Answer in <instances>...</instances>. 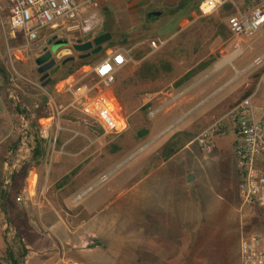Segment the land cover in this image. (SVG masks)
Masks as SVG:
<instances>
[{"label":"rangeland","instance_id":"obj_1","mask_svg":"<svg viewBox=\"0 0 264 264\" xmlns=\"http://www.w3.org/2000/svg\"><path fill=\"white\" fill-rule=\"evenodd\" d=\"M119 1L121 3L118 6H115L114 0H106V3L111 9L112 15L117 18V29L127 35L129 39V42L120 48H133L135 59L139 60L147 55L166 57L168 53L174 58H177V56L193 57L198 53H195L196 50L194 51L192 44H190L195 34L187 26L194 23L193 21L198 15L199 19H202L198 23L209 27L208 37L210 43L208 49H206L207 52L210 51V47L217 46L216 48H218L216 44L217 29L218 26L222 25V20L225 21L223 27L229 29L227 34L231 38V42L226 47L227 51L225 49H222V51H219L220 49L216 50L213 56L220 52H222L220 58L225 55V52L227 55L236 54L239 59L235 62H233V59L230 65L233 66L234 63L241 71L238 72L235 79L230 76L217 87H210L211 91L203 98L206 103L197 112H188L182 119L180 117L185 115L183 112L173 113L171 117L167 112L169 107H172L175 97H171L167 101L163 99L159 102L160 104L142 106L144 97L141 95V90L147 84L137 78L138 65H128L118 71L113 90L128 116L126 135L128 136L127 140H129V148H125L122 155L114 163L108 164L107 171L119 166L118 169L82 199L83 203L98 204L105 199L104 195L109 187L121 188L125 195L114 206V210L119 212L115 224L118 230L115 233L118 234H114V237L106 236L105 243L108 246L106 249H101L93 254L82 252L78 255V258L73 260H76L78 264H142L139 261V259H142L140 253H138L135 230L137 186L138 182L141 181L143 184L139 189L148 191L153 189L152 182L158 180L159 186L156 185V191L162 227L158 233L155 247L154 258L156 264H242L243 225H250V232H258L263 229L261 225L253 222L255 213L242 211L240 207V177L233 149L236 138L235 133L229 131L225 137L219 140L217 148L210 154L202 150L199 143L194 139L197 134L224 116L235 103L245 97L255 94V103L264 106V31L259 32L253 38H243L241 40L243 52L239 55L236 52V39L229 27V19L239 11L244 12L251 6L245 5L244 0H229L215 14L207 17L202 16L201 12H194L190 20L186 17H180L181 12L175 15L170 14L169 8H175L180 0H164L145 8L140 16L141 21L133 25L128 22L127 17L121 16L122 13L126 12L127 7L124 0ZM150 10L162 11L163 14L156 15L152 20H149L147 12ZM118 16L120 17L118 18ZM128 25L131 26L130 30L124 32ZM46 31L41 35V42L44 45L24 53V60H18L15 56L11 58L6 51L5 59L11 64H9V68L12 73L15 69L21 75L40 83L41 75L37 70L36 59L43 55L47 49L48 41L52 38L48 32L49 30L46 29ZM69 36L66 34L59 35L56 43L58 50L70 47ZM152 40H156L160 45L165 43V46L163 45L160 48L159 45V48H157L159 50L153 52L155 49L149 45ZM24 42L22 38L20 44L23 45ZM171 42L173 46H171ZM110 50L108 49L106 55H103L102 58L91 65L83 66L80 69L81 72L78 70L71 76L80 78L90 72L108 57ZM72 52L73 50H70L66 56L72 55ZM140 52H144V56L137 58L136 54ZM190 53L194 54L190 55ZM211 66L212 64L204 70L208 71ZM183 67L184 70L187 69V66ZM184 70L179 71V74H182ZM204 70H196L193 75ZM231 79L233 81L228 84ZM63 81L56 85L53 94L48 92L46 87L44 92L40 88L29 86L31 87L29 88L30 93L24 95L28 102L25 104L30 107L31 103L40 104L43 96L54 97L59 103L69 102V94L60 97L57 92L58 86L61 87ZM98 82L99 79L96 77L95 72L88 73L83 79V83L90 86ZM211 83L212 81H208L204 84V87L209 88L208 86ZM225 85L226 87H224ZM180 88L182 87L174 88L176 93L180 91ZM218 89H221L220 93L212 96ZM224 99L226 100L222 104H218V108L213 110L215 105ZM229 101L233 104H230ZM159 105L169 107L161 111L155 118H151L149 113ZM47 111L49 112V107ZM104 117L106 118L107 115H104ZM72 119L73 117L70 114L65 117L66 121H74ZM105 123L111 127L106 120ZM153 124L155 129L152 131ZM122 126H124L123 123H119L117 127ZM165 129L167 130L164 131ZM157 133L159 134L157 135ZM155 135L156 139L151 141ZM139 136H143V139L135 143L136 141L133 138L140 139ZM191 140L195 142L188 146V142ZM149 141L151 142L145 150L138 155H133ZM168 145H172L179 152L170 162L161 167L159 171H156L157 167L165 160V149ZM149 147L151 148L149 149ZM153 153H159L160 159L150 161L149 157ZM131 156L132 158L128 162L121 165ZM34 168L36 167L32 169ZM149 174H152V176L147 181L145 179ZM12 183L13 179L10 184L5 178L6 187H11ZM43 185L42 191L47 188V184ZM16 196L14 195V198ZM115 199L116 197H112L111 200L114 201ZM17 209L18 211H25V208L19 203H17ZM164 220L170 223L169 231L165 230ZM1 224L4 227L2 233L6 246L5 250L0 253V263L10 264L7 261V249L9 246H14L15 250L18 251L17 230L15 225L10 224L6 213H4ZM75 240L79 245H84L86 241L82 237H76ZM53 242V240L49 241L48 245L43 246L41 244L37 245L35 240L33 241L35 249L32 247L29 249L38 256L50 255L56 249H60V246L57 248L53 245ZM23 243L27 246L29 244L25 240H23ZM49 247L51 248L43 249ZM151 256L153 257V255ZM42 259L36 257L34 261H29L28 264H43L42 261L44 260Z\"/></svg>","mask_w":264,"mask_h":264},{"label":"crops","instance_id":"obj_2","mask_svg":"<svg viewBox=\"0 0 264 264\" xmlns=\"http://www.w3.org/2000/svg\"><path fill=\"white\" fill-rule=\"evenodd\" d=\"M162 1L164 0H124L127 10L125 13H122L121 16L127 17L128 22L132 23H130L131 25L136 24L141 21L140 16L145 8ZM114 2L115 6L121 3L119 0H114ZM106 6L108 7L107 3ZM152 12L157 11L150 10L147 13L150 14ZM119 17L120 16H118V18ZM199 20L202 21V19H199V16L196 15L193 21L194 23L187 26V28L192 30L195 34L190 44H192L194 51L196 50L195 53H198L193 57L177 56V58H174V56L169 53L166 57L147 55L139 60L135 59V63L129 64L139 66L137 78L147 84V86L141 90V95L144 97L142 106L150 104L155 105V103H159L163 99L167 101L171 97H175L171 108L167 106V104L166 106L159 105L156 109L164 107L161 110L163 111L169 107L167 112L170 117L173 113L183 112L185 115L180 117V119H182L188 112H197L206 103V101H203V98L211 91L210 87H217L226 79L230 78V76H233V79H235L238 72L241 71L234 63L233 66L230 65L231 61L233 59V62L237 61L239 56L237 57L235 54V57L228 61L227 59L232 54L227 55L225 52V55L214 62L208 71L204 70L195 75L191 74L190 78L183 84H177L181 78L189 75L192 71L198 70L199 65L206 62L210 56H213L216 50H226V47L231 42V38L228 37L227 34L229 29H224L223 24L225 21L222 20V25L218 26L219 28L217 29L218 36L216 37V44L218 48H216L217 46L214 48L210 47V51L207 52L206 49H208L210 43L208 37L209 27L202 23L199 24ZM130 27L131 26L128 25L127 28L124 29V32L130 30ZM20 40L21 38H18V36L13 33L9 25L8 0H0V253L5 250L6 246L2 233L4 227H2L1 220L5 213L3 208L6 196L5 193L10 189V187L5 186L6 161L9 150L16 142L15 138L11 137V132L17 120V116L21 112V109L20 112L17 111L19 107L16 105V101L12 99L16 85L11 81L13 74L9 68V61L5 59V53L7 51V55H10L9 52L12 49L18 60H24V53L28 51H23L21 49L22 45L20 44ZM70 41L73 43V39L70 38ZM172 42L171 46H173ZM164 44L165 43H162L160 48L163 47ZM158 50L159 49H155L153 52ZM69 52V47L58 50L57 57L62 58L69 54ZM192 54L194 53H190V55ZM183 66H187V69L184 70ZM94 69L95 68L90 72H94ZM182 69L184 72L179 74V71ZM81 71L82 70H80V72ZM5 73H7V76ZM24 77L28 81L33 82L32 86L40 88L43 91L45 90L41 81L40 83H36L32 79L26 76ZM69 78H71V76ZM233 79H231L228 84H230ZM208 81H212L210 86H208L209 88L204 87V84ZM66 83L67 79L62 82L61 87L58 86L57 88L60 97L66 95L64 90ZM175 87L182 88L176 93L174 90ZM224 87H226V85ZM16 89L18 95L19 91L23 92L24 95L30 93L29 88H25L20 82ZM220 91L221 89L216 90L212 96L217 95ZM225 100L226 99L217 103L213 110L218 108V104H222ZM231 103L233 104V102ZM124 112L127 117L126 127L119 132L105 131L104 133H99V127H92L87 123H80L77 121H66L64 118L62 121L64 129L60 133L57 147L59 153L54 156L51 162H48L46 158L41 167H36L29 172L26 180V186L29 188V196L24 202H18L19 205L25 208L30 225H32L30 229L31 240H28L26 237L24 240L29 243L27 246L28 249L31 247L34 248L33 241L35 240L37 241V245L41 244L43 246L48 245L49 241L51 242L53 240V245L57 248L60 246V249H56V251L50 255L42 256L35 255V253L29 249L26 264H28L29 261H34L36 257L43 258V264H78V262L73 259L78 258L80 253L93 254L101 249H106L108 247L105 243L106 236L114 237V234H118L115 233L118 231L115 224L119 212L114 210V206L123 198V195H125L121 188L109 187L107 193L104 195L105 199L98 204L92 202L83 203L82 199L93 188L102 184L107 177L118 169L119 166L107 171L108 164L114 163V161L122 155V151L125 150V148H129V140H127L128 136L126 135L128 116L125 109ZM157 115L151 116L149 113L151 118H155ZM41 122L47 124L49 119H42ZM151 129L152 131L155 129L154 124ZM158 134L159 133H157V135ZM199 134L196 135L195 141ZM139 137L140 139L133 138L134 141H136L135 143L143 139V136ZM155 137L156 135L151 141L156 139ZM222 138L223 137H218L215 139L216 148L219 140ZM194 140L188 142V146L193 144L195 142ZM151 141L133 155H138L145 150ZM150 148L151 147H149V149ZM233 149L235 154V142ZM176 154L167 160L165 159L162 164L157 167L156 171H159L161 167L170 162ZM131 158L132 156L127 158L121 165L128 162ZM155 159H160L159 153H153L149 157L150 161ZM66 176H70L71 179L62 184ZM151 176L152 174H149L145 180L148 181ZM43 184H47V188L44 191H42ZM142 184L143 182H138L135 212L137 247L138 253H140L142 259H139V261L142 264H156V259L154 258L155 247L158 233L162 227L156 191V185L159 186V181L154 180L152 182L153 189H149L148 191L139 189ZM112 197H116V199L112 201ZM163 223L166 224L165 230L169 231V221L166 222L164 220ZM76 237L86 239L85 244L79 245L75 240ZM50 248L51 247L43 249ZM151 255H153V257Z\"/></svg>","mask_w":264,"mask_h":264},{"label":"built area","instance_id":"obj_3","mask_svg":"<svg viewBox=\"0 0 264 264\" xmlns=\"http://www.w3.org/2000/svg\"><path fill=\"white\" fill-rule=\"evenodd\" d=\"M103 0H8L9 25L16 36L21 35L24 44L21 49L30 51L42 47V33L48 29L50 37L62 34L70 35L73 43H83L95 39V33L101 25ZM105 1V0H104ZM229 0H204L200 5L204 17L215 14ZM232 35L237 39L235 46L238 54L242 53L241 40L253 38L264 31V0H253L244 12L239 11L229 19ZM150 47L157 49L159 43L152 40ZM10 57L15 53L11 49ZM237 54V55H238ZM135 63L133 48L111 49L109 55L95 69L99 82L93 86L83 83L80 78L71 76L67 79L65 93L70 101L59 103L49 96V115L38 118L33 109L20 105L17 85L28 81L14 69L11 81L15 83L12 99L21 112L12 128L11 137L15 144L9 150L6 161V178L11 184L13 177L30 163L36 149L37 134L45 141L47 161L51 162L59 153L58 141L63 131L62 121L70 113H77L98 123L105 131L119 132L126 127V114L117 99L113 86L118 71ZM1 85V82H0ZM255 94L237 102L224 116L204 129L196 141L207 153L214 152L215 139L224 137L233 130L236 136L235 155L239 172V197L242 211L255 213L263 230L247 232L243 225L241 243L242 264H264V106L254 101ZM40 104L36 103L35 108ZM164 107L150 112L157 115ZM114 118L122 127H109L105 117ZM42 119H49L47 124ZM37 122V129L35 128ZM29 196V188L24 186L18 194L17 202H24ZM76 264V263H74Z\"/></svg>","mask_w":264,"mask_h":264},{"label":"trees","instance_id":"obj_4","mask_svg":"<svg viewBox=\"0 0 264 264\" xmlns=\"http://www.w3.org/2000/svg\"><path fill=\"white\" fill-rule=\"evenodd\" d=\"M204 0H180L178 5L175 8H169L170 14L175 15L181 12L180 17H186L189 20L192 18V14L199 13L200 12V5ZM253 0H244L245 5H251ZM158 12V11H157ZM161 15L163 14L162 11ZM102 21L99 29L96 31L97 33L94 35L95 38L99 35L105 34V33H111L112 34V40L107 42L104 51L101 54L92 56L88 59H79L75 61L68 62L62 70L56 75L57 77H54L53 81L46 87L48 92L55 93L56 85L62 81L67 79L69 76L80 70L83 66L91 65L95 61L102 58L103 55H106V52L108 49H119L122 45H125L129 42V39L127 35H125L123 32L119 31L117 29V23H116V17L112 15V11L110 8L106 6L105 1H102ZM149 20H152L153 18L148 16ZM45 33V32H44ZM42 33V34H44ZM18 37H22L19 35ZM22 41V38H21ZM144 56V52H140L136 54L137 58H141ZM222 56V52L218 53L216 56H211L209 60L206 62H203L199 65L198 71H202L206 69L208 66L216 62L220 57ZM194 72L192 71L189 75L184 76L178 81V85L183 84L185 81H187L191 74ZM7 76V73H5ZM8 79V78H7ZM9 81V79H8ZM7 81V82H8ZM22 83V86L25 88H31L29 86H32L29 82H20ZM20 96V105L28 103L24 97L23 92L19 91ZM246 98V97H245ZM48 101L49 98L46 96H43V98L40 101V107L35 108V104L31 103V107L33 111L36 113L38 118L47 117L49 115V112L47 111L48 108ZM19 107V106H18ZM18 112H20V107L17 109ZM70 115L73 117L72 120L80 122V123H87L89 126L92 127H99V133H104V130L101 128V126L96 123L94 120L90 118H86L82 115H79L77 113H70ZM106 122L111 126L115 127L118 126L119 122L116 121L114 118L107 116L105 118ZM37 122H35V128L37 129ZM36 149L34 151L33 159L30 163L26 164L22 170L17 173L13 177V183L10 187V190L5 193V203H4V212L8 216V220L10 224L12 223L15 225L17 230V238H18V244L19 247L17 248L18 251L15 250L14 246H9L7 249L8 257L7 260L10 261V264H26V258L29 254V249L27 245L23 243L24 238L26 237L28 240H31V225L29 221V217L27 215L26 211H18L17 209V200L14 198V195H18L21 191V189L26 185V180L28 178L29 172L32 170L33 167H41L46 159L47 156V148L45 146V141L37 134L36 137ZM179 150L175 149L172 145H168L165 149V159L171 158L174 154H176ZM71 179L70 176H66L64 178L65 183ZM253 222L255 224L260 225V222L258 219H254ZM250 225H246L245 229L247 232H250Z\"/></svg>","mask_w":264,"mask_h":264},{"label":"water","instance_id":"obj_5","mask_svg":"<svg viewBox=\"0 0 264 264\" xmlns=\"http://www.w3.org/2000/svg\"><path fill=\"white\" fill-rule=\"evenodd\" d=\"M160 14L161 12H152L149 14V16L154 18L156 15H160ZM53 39L58 41L59 37L55 36L53 37ZM110 40H112V34L105 33V34L99 35L93 40H88L83 43H71L70 42L69 48L70 50L75 49L79 53L88 52L84 55H81L80 57L81 59H88L92 56L100 54L104 50L105 44L109 42ZM56 43L52 44V41H51L50 42V45H52L51 50L47 51L45 54L41 55L40 57L36 59V63L39 66L38 72L40 74H43L44 72L48 71L49 69L53 68L56 65L57 60L53 58V55L56 54L58 51ZM74 60H75L74 56L67 57L63 61V65H66L68 62H71ZM61 67H62L61 65H57L53 69L52 74H56L61 69ZM40 80L43 84V87H47L52 82V78L50 77L49 74L42 76Z\"/></svg>","mask_w":264,"mask_h":264},{"label":"flooded vegetation","instance_id":"obj_6","mask_svg":"<svg viewBox=\"0 0 264 264\" xmlns=\"http://www.w3.org/2000/svg\"><path fill=\"white\" fill-rule=\"evenodd\" d=\"M149 15V14H148ZM52 41V44H55L57 41L55 40V39H53V38H51L49 41H48V46H47V49H46V51L43 53V54H45L47 51H50L51 50V47H52V45H50V42ZM73 54L72 55H70V56H74L75 57V60H77V59H81L80 57H81V55H84V54H86V53H88V52H84V53H79L78 51H76L75 49H73V52H72ZM58 56V54L56 53V54H54L53 55V58H55L56 60H57V63H56V65L53 67V68H51V69H49L48 71H46V72H44L43 74H40L39 72V75H41V77L42 76H44V75H46V74H49L50 75V77L52 78V80H53V78L62 70V68L65 66V65H63V61L67 58V57H70V56H64V57H62V58H60V59H58L59 57H57ZM91 58V57H90ZM74 60V61H75ZM57 65H61L62 67H61V69L56 73V74H52V71H53V69L57 66ZM38 66V65H37ZM38 69H39V66H38ZM37 69V70H38Z\"/></svg>","mask_w":264,"mask_h":264},{"label":"bare ground","instance_id":"obj_7","mask_svg":"<svg viewBox=\"0 0 264 264\" xmlns=\"http://www.w3.org/2000/svg\"><path fill=\"white\" fill-rule=\"evenodd\" d=\"M237 53H239V52H237ZM234 57H235V54H232L227 60L230 61Z\"/></svg>","mask_w":264,"mask_h":264}]
</instances>
